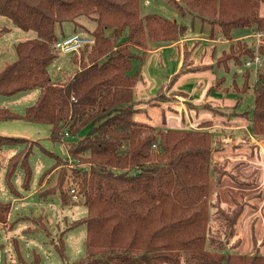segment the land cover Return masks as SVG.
Wrapping results in <instances>:
<instances>
[{
	"label": "trees",
	"instance_id": "trees-1",
	"mask_svg": "<svg viewBox=\"0 0 264 264\" xmlns=\"http://www.w3.org/2000/svg\"><path fill=\"white\" fill-rule=\"evenodd\" d=\"M160 1L175 8L179 19L148 9L142 0H0L1 15L37 33L15 43L13 59L0 65V94L40 88L36 101L24 112L0 107V120L49 124L48 138L58 143L71 137L88 110L100 106L106 111L113 105L109 106L111 114L95 119L88 136L101 124L100 133L122 147L124 160L115 158L108 144H95L89 137L70 148L65 157L48 150L66 164L69 159L74 163L55 170L46 181L54 185L37 194L44 201L57 194L62 207L76 195L87 208L85 215L69 222L60 230L59 240L53 241L63 259L67 257L66 230L85 223L88 253L75 264H264V238L259 240L253 227L249 252H240V239L229 244L248 200L236 201L231 214L218 208L226 220V241L211 234L214 172L230 174L241 183L250 181L215 161V150L225 145L206 127L209 124L163 127L137 121L132 101V88L142 76L141 68L134 70V60L143 64L149 51L179 41L193 28L201 37H223L220 52H214L216 77L211 88L234 94L236 105H243L240 101L251 88L252 100L244 102L240 114L249 119L255 136L264 137V0ZM64 23L71 24V30ZM235 28L252 34L235 37ZM9 29L0 27V35ZM74 32L94 41L79 52L65 54L70 57L63 59L64 67L73 70L52 77L50 66L64 55L55 42ZM257 38H262L259 44ZM257 55L262 58L259 69L255 64L247 66L246 61ZM56 66L63 70L62 65ZM239 66L245 68L241 87L239 73L234 72ZM253 72L257 74L251 83ZM175 80L176 76L168 87L172 89ZM110 90L122 95L119 103L110 102ZM172 95L188 93L172 90ZM168 100L171 97L159 92L150 102ZM192 105L188 102L189 108ZM214 112L225 115L223 110ZM27 141L32 140L0 134V146ZM11 205V200L0 199V224L8 222ZM15 246L20 255L16 237Z\"/></svg>",
	"mask_w": 264,
	"mask_h": 264
},
{
	"label": "rangeland",
	"instance_id": "rangeland-1",
	"mask_svg": "<svg viewBox=\"0 0 264 264\" xmlns=\"http://www.w3.org/2000/svg\"><path fill=\"white\" fill-rule=\"evenodd\" d=\"M145 2H147V5L145 6L148 9L161 13L170 18L179 19L175 8L172 6L166 5L160 0H142L143 4H146ZM262 8L264 11V2L262 3ZM86 21L87 23L89 22L88 20ZM64 24H66L68 30H71V24ZM3 26H8L10 29L0 35V65L6 60L13 59L15 43L37 36V33L34 30H23L15 25L10 18L0 14V27ZM191 30L194 31L193 28H191ZM191 30H189V33L187 31L185 37H190L194 34L200 35V33H193ZM232 33L235 37L243 35V37L247 38L252 34L249 30L244 28H235ZM217 39L223 40V37H218ZM256 41H258L259 44L262 41V38H257ZM212 44H214V42L212 43V41L199 39V37H197L183 42L182 45L180 43V45H178V47L175 49L181 52V48H183L188 59L195 58L197 64H200L205 63L206 60L214 62L216 57V53L214 52L218 51L219 48H212ZM162 54L163 53L161 52L154 53L153 51H149L143 64H141L140 60H134V70L136 71L137 68H141L144 72V74L139 78L138 82L143 85L145 95H147V93H157V85L162 83V80H164L167 71L170 68L172 62L170 60V62L167 60L164 61ZM68 57L70 56L62 55V59L57 60L50 66L52 77H55L58 73L63 75L64 73H69L73 70L72 66L67 67L66 65V68L64 67L63 59L67 58L66 60H69ZM57 64L62 65L63 70L59 71L56 66ZM244 69V66H239L236 67L234 71L239 73L237 78L239 87H241L244 83L245 77L242 75ZM254 74L255 72L252 73L250 79L251 83H253L254 79L256 78L257 73L255 76ZM205 77L208 78V76L205 75L202 78ZM189 78L190 83L193 82V86H190V90L187 92L188 95H172V89L168 86L166 87V92L162 91V93L168 97H171V102H175L177 105H180L181 102H185V106L188 109H190L188 107V102H193L192 107L195 106L194 102H205L204 104L210 106L211 108L218 106L228 107L227 105L223 104L224 102H237V98L234 96V94H231L230 92L225 94L216 89V87L211 88L214 80L210 83L209 89H205L204 83L200 85L196 81L198 79L195 74L191 75ZM234 91L237 92V90ZM39 93L40 88L36 87L30 90L18 92L13 95L0 94V107L3 106L13 111L24 112L27 106L36 101ZM246 95L243 97L242 101H240L243 102V106L246 105L244 102H251L252 100L253 93L251 88L248 89ZM203 96L205 97L204 99L202 98ZM119 100L120 99L118 96H116V98L113 99L114 102H112V104L119 103ZM104 104L106 103L104 102ZM96 110L97 113H95V117L91 118L98 119L101 115L104 117L112 113L110 112L107 115H103L105 110L100 106ZM229 115L230 116H225L230 118L232 114ZM16 122L27 124V121L23 119L13 120L8 122V124H17ZM38 125L40 126L38 138H36L38 143L27 141L0 146V199H16L14 200V204L11 205V212L8 222L6 224H0V264H35V260L38 259L39 256L41 258L39 264H75V261L78 258L85 256L88 253V249L85 244L87 228L85 223L66 230V259L61 257L60 252L53 242L59 240V233L61 232L60 230L65 229L69 222L87 213L85 204L77 201L78 197H76V195H73L72 197L74 192H72L70 195V197H72L73 203L71 200V203L65 205L64 207L60 205V199L57 194L50 196V199L47 201L42 200L37 194L39 190L48 188L53 184L52 183L49 185V183L46 181L49 176L56 174L55 170L57 171L60 167L64 166V164L69 166L74 163L73 159H69V163L66 164L63 158L60 159L59 157L52 155L48 150H52L61 157L68 156L70 154V148L75 146V144L71 141H77L80 136L75 138L68 137L65 139V142L54 143L46 136L48 133H50L48 132L50 128L49 124L38 123ZM42 126H44L47 131L41 129L43 128ZM103 127L104 126L99 124L98 128L101 129L96 127V132L93 135H90L88 140H93L95 144H108L110 153H112L115 158H120L119 161L124 160L125 153L122 151V147L117 145L118 143H114L113 145V143L108 141L111 139H108V137H106L103 133H100ZM14 131H22L23 133L15 134L13 136L28 138L25 136L27 133H25L26 130H23V127H21V130L15 128ZM33 133L34 131L31 132V134ZM83 135L84 133H82L81 137H83ZM82 141L83 140L79 141L78 144H80ZM14 162L18 163L14 164ZM56 165H58L57 168H55ZM9 177H11V180ZM215 182L216 180L214 181L213 179L214 184L211 192V199L214 200V205L211 208V234L217 236L218 238H222L223 241H226L227 229L218 228L220 220L222 221L220 217L223 215L218 211L221 201L220 196L216 191ZM24 196L27 197L24 198ZM215 213H219L221 216L219 217V214L215 215ZM223 220L224 224L226 225L225 218ZM9 224L10 226L6 227ZM235 229L236 227L234 230ZM15 237L18 239L20 245V255L15 246ZM231 239L233 242H236L237 239L235 232ZM230 242L232 241L230 240ZM20 257H23V259Z\"/></svg>",
	"mask_w": 264,
	"mask_h": 264
},
{
	"label": "crops",
	"instance_id": "crops-1",
	"mask_svg": "<svg viewBox=\"0 0 264 264\" xmlns=\"http://www.w3.org/2000/svg\"><path fill=\"white\" fill-rule=\"evenodd\" d=\"M145 3V5H147V2ZM261 12L264 14L262 6ZM241 36L243 35L238 37ZM197 37H199V39L212 41V43L214 42L212 48L219 46L218 53L222 45H224V40L209 39L194 34L190 37H183L173 44L163 45L157 49L151 50L154 53H163V60H170L172 63L162 83L157 85L158 91L156 94L147 93V95H145L143 85L138 82L139 80L137 81L136 85L132 88V101L137 108L133 117L137 121L163 127H181L185 124L199 127L204 123L209 124L206 127L212 130L225 145L215 150V161L223 165L226 170L233 171L240 179L250 181V183L238 182L233 179L230 174L222 175L218 170H216L213 175L214 181L216 180V191L220 196V207L227 213L231 214L235 211L236 201H241L243 199L248 200V204L245 206L243 213L235 225L236 239H240L241 242L239 250L242 253H247L252 249V227L259 240L264 238V137L255 136L252 133L249 119H247L246 115L240 114V112L244 110V106L242 104L236 105L237 102H220L228 107L218 106L213 107V109L208 108L207 105L204 104L205 102H194L195 106L190 109L185 106V102H181L180 105L171 102V100L159 103L150 102L159 92H166V87L169 86V83L175 76L176 80L172 86V90H184L188 92L190 86H193V82L190 83L189 78L193 74L197 77L198 80L196 81L200 85L204 83L205 89H209L210 83L216 77V72L213 67L214 62L206 60L205 63L197 64L195 58L188 59L186 56L185 59V50L183 48H181V52L175 49L180 43L182 45L183 42ZM143 74L144 72L142 69V75ZM204 75L208 76V78H202ZM109 93L110 102H112L113 99L116 98V95L112 90H110ZM121 97L122 95L118 96L119 99ZM202 98L204 99L205 97L203 96ZM108 106L112 107L113 105ZM110 107L109 110L103 112L104 115L112 111ZM214 109L223 110L225 115L228 116L230 113L232 116L227 118L225 115L214 112ZM95 113H97L96 109L91 108L80 120L71 134L73 138L78 136H80V138L77 139V141H71L72 143L77 145L80 140H86V138L89 137L88 130L95 122V118L91 117H95ZM10 121L13 120H0V134H10L11 136L22 134V131L15 132L14 130L15 128L21 130V127H23V130H26L25 133H27L25 136H27L29 140L34 141V143L37 141L36 138H38L40 128L38 123L27 121V124H23L22 122L8 124ZM42 127L41 129L47 131L44 126ZM32 131H34L33 134H31ZM48 132H50V128ZM82 133H84L83 137H81ZM245 134L247 135V139L244 137ZM48 135L49 133L46 136L48 137ZM25 197L27 196H24V198ZM14 200L16 199H11L12 205L14 204ZM218 214L219 213H215V215ZM220 216L219 214V217ZM220 219H222V221L220 220L218 228L225 229L226 225L224 224L223 216L220 217ZM231 241L233 242L232 239ZM262 250L264 253V247Z\"/></svg>",
	"mask_w": 264,
	"mask_h": 264
},
{
	"label": "built area",
	"instance_id": "built-area-1",
	"mask_svg": "<svg viewBox=\"0 0 264 264\" xmlns=\"http://www.w3.org/2000/svg\"><path fill=\"white\" fill-rule=\"evenodd\" d=\"M259 37L262 35L259 33ZM260 39V38H259ZM94 39L89 36H84L78 32L71 33L69 35L63 36L59 38L55 42V47L62 53V54H69L72 52H79L80 49L89 42H93ZM262 63V58L260 55H257L254 60H247L246 65H256L258 67Z\"/></svg>",
	"mask_w": 264,
	"mask_h": 264
}]
</instances>
